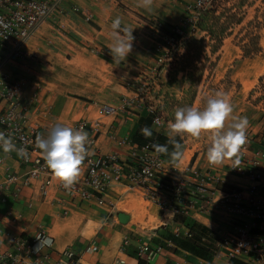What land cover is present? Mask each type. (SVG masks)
<instances>
[{
  "label": "crops",
  "instance_id": "0c3cea01",
  "mask_svg": "<svg viewBox=\"0 0 264 264\" xmlns=\"http://www.w3.org/2000/svg\"><path fill=\"white\" fill-rule=\"evenodd\" d=\"M139 3L140 0H62L65 14L43 23L27 40L25 50L29 56L14 57L10 47L0 50V76L5 74L12 81L31 76L27 92L39 86L41 102L52 105L50 119L63 124L87 120L86 132L89 137L96 136L92 151L103 155L119 152L121 158H126L129 148L119 145V142L142 133L145 124L140 119L148 115L146 104L138 102L137 93L130 86L132 71H144L139 68L136 56L156 45L150 35L155 29L148 19L176 26L182 24L185 16L194 10L193 0H152L150 8L140 7ZM73 6H78L79 11L73 12ZM88 16L90 19H87ZM116 17L121 18L122 27L133 29L135 37L132 52L120 63L113 60L109 50L113 31L111 23ZM157 73L159 79L169 77L172 69L163 66ZM180 75L181 72L179 78ZM132 100L131 107L120 109L116 114L99 113L102 104L120 108ZM4 106L0 96V111ZM39 110L34 109L35 118L40 116ZM152 128L168 138L164 130ZM183 155L185 157V153ZM200 159L193 160L203 168L207 159ZM227 163L229 161L220 165L224 171L228 169ZM30 167L16 157L6 156L0 166V174L2 176L10 170L23 175ZM86 173L85 159L78 180L81 181ZM49 177H52L53 183L44 197L42 184ZM229 181L242 185L251 183L235 175H230ZM58 182L47 169L33 178L31 185L22 188L18 196L14 195L13 186L4 192L6 202L0 201V256L8 248V231L31 237L40 227L48 233L52 246L36 243L37 251H49L56 257L59 251L72 248L80 264H119L116 263L118 259H123L124 264H139L138 246L141 243L155 244L183 221H197L211 231L218 228L220 232H225L222 223L201 214L188 218L172 217L170 214L164 218L159 207L151 202L159 220L149 227L146 223L150 222V216L142 217V212L134 203V200L143 198L142 194L125 180L112 182L102 204L61 190ZM215 230L212 232L217 236L219 232ZM126 237L130 243L124 246ZM189 253L177 244L176 247H166L155 264H161L166 259L182 258ZM214 262L232 264L225 256L214 258Z\"/></svg>",
  "mask_w": 264,
  "mask_h": 264
},
{
  "label": "built area",
  "instance_id": "2783aa9c",
  "mask_svg": "<svg viewBox=\"0 0 264 264\" xmlns=\"http://www.w3.org/2000/svg\"><path fill=\"white\" fill-rule=\"evenodd\" d=\"M61 2L62 0H0V50L10 47L14 57L29 56L25 50L27 40L43 23L65 14ZM209 3L210 0L194 1V26L198 20L199 8ZM72 11L78 12V6H73ZM151 20L162 23L156 19ZM151 25L158 37L173 42V37L161 35L156 25ZM174 31L183 33L184 29L176 26ZM157 51L160 67L168 59L169 48L159 44ZM31 82V76L14 81L5 74L0 76V96L5 102L4 109L0 111V133L11 137L20 150L19 153H5L0 147V166L4 164L6 156L16 157L21 163L31 166L23 175L10 170H6L2 176L0 174L1 202H6V190H11L13 186V193L18 196L22 188L31 185L33 178L48 169L41 150L36 146V139L38 136L46 137L50 128L59 122L49 118L52 105L41 102L39 86L36 85L32 92H27ZM149 88V82L146 81L139 82L134 88L138 102L146 104L145 96ZM133 101H127L120 108L102 104L99 106V113L116 114L120 109L131 107ZM146 107L148 113H154L153 126L161 129L165 125L164 117L152 105L146 104ZM36 108H40V116L37 118L33 114ZM64 125L76 129L83 127L87 131L89 122L79 119ZM95 143L96 136H90L89 155L86 157L87 173L84 178L77 180L71 190H66L58 182L61 190L71 191L82 199H93L102 204L106 201L112 182L125 180L130 187L138 189L145 200L157 205L164 218L170 214L172 217L185 218L201 214L222 223L225 232L212 228V231L219 232V239L212 246L214 258L225 256L229 261L237 259L249 264H264V134L258 137L257 132L247 131V143L241 150L239 168L227 166L226 171L220 166L210 165L207 160L202 168L195 160H188L184 155L179 162L170 161L164 154H157L151 142L139 144L129 137L119 142V145L129 148L126 158H121L119 152L103 155L92 151ZM231 163L229 161L227 165ZM230 175L248 179L251 183H231ZM52 183V177L43 182L44 197ZM255 229L259 231L254 233ZM6 235L8 248L0 256V264H80L72 248L59 251L56 257L49 251H37L36 243L52 246L48 243V233L43 227L31 237L11 231ZM193 235L191 227L183 221L173 229L171 237L164 236L155 244L141 243L138 246V256L146 264H155L166 247H176L174 238L188 239ZM201 240L210 241L207 235ZM129 243L130 239L124 238L123 245L127 246ZM94 249L97 250V247ZM214 258L208 260L189 253L182 258L166 259L161 264H216ZM116 263L124 264L125 261L118 259Z\"/></svg>",
  "mask_w": 264,
  "mask_h": 264
},
{
  "label": "rangeland",
  "instance_id": "374dc122",
  "mask_svg": "<svg viewBox=\"0 0 264 264\" xmlns=\"http://www.w3.org/2000/svg\"><path fill=\"white\" fill-rule=\"evenodd\" d=\"M195 1V0H193ZM245 2L244 10L240 15L244 17V23L239 26H235L233 34L228 36L216 54L206 58L205 53H201L200 56L193 58V65L191 69L185 72H181L182 75L179 78L172 70V74L164 77H160L158 69V45H163L170 48V42L158 37V33L150 34L156 41V45L151 47L149 51L141 53V56L137 55V61L142 67L143 73L139 70L132 71L131 87L134 89L139 82H149V90L145 96L147 106L152 105L156 108L157 112L165 119V125L161 128L165 132L168 131L167 125L169 121L174 122L175 110L178 107L194 106L199 109H203L206 106L207 98L214 97L217 91L226 93L230 98V102L234 108L233 115L246 116L249 120V127L247 131L252 130L258 132V137L264 134V118H259L260 106L253 105L248 100L250 90L259 83V78H264V26L259 29L260 43L262 46V52L258 55L249 58L243 57L241 48L236 45L238 39L236 35L239 33L241 27L248 21L255 18L258 15L259 19L264 23V0H232V2ZM191 2V1H189ZM196 12L191 10L186 16L180 26L184 29L186 34L191 35L194 27ZM220 15L218 11L215 15L216 18L210 14L207 17V22L215 21ZM224 19V17H223ZM198 36H202L203 33H198ZM209 49V48H208ZM207 49V51H208ZM209 52V51H208ZM211 61H215L216 66L211 73L212 64ZM173 69L179 67L178 61L172 58L167 61L165 66ZM177 76V77H176ZM162 80L166 82L163 83ZM170 81V84H168ZM133 84H135L133 86ZM165 85L164 87L162 85ZM262 88L256 93L260 95ZM195 96V97H194ZM230 122V121H229ZM181 140V151L185 153L186 159H196L200 157V160L206 158V149L209 145L207 134H202L199 139L193 138L188 135L177 136ZM168 158L171 159L170 153ZM134 203L138 207L142 217L145 215L150 216V222L146 223L149 227L156 225L159 220L157 210L153 205L145 201L142 197L138 200H134ZM219 235L216 236V239Z\"/></svg>",
  "mask_w": 264,
  "mask_h": 264
},
{
  "label": "clouds",
  "instance_id": "9594fccd",
  "mask_svg": "<svg viewBox=\"0 0 264 264\" xmlns=\"http://www.w3.org/2000/svg\"><path fill=\"white\" fill-rule=\"evenodd\" d=\"M152 0H140L139 6L150 8ZM112 43L110 54L117 63L125 61L133 50V29L122 27V20L116 17L111 23ZM234 108L226 93L217 91L214 97L207 98L206 106L201 110L194 106L178 107L174 122L169 121L167 135L173 145L171 159L179 162L183 159L182 145L177 136L188 135L199 139L207 134L209 145L206 149L207 162L212 166L227 165L239 168L240 155L247 143L249 120L246 116L233 115ZM230 121V122H229ZM145 137L152 135L150 128L141 129ZM89 134L83 127L76 129L61 123L54 124L48 135L38 136L36 146L41 150L46 167L66 190H71L81 175L82 165L89 155ZM0 147L5 153L18 150L11 137L0 133ZM157 154H168L167 145L153 144ZM51 243V241H48Z\"/></svg>",
  "mask_w": 264,
  "mask_h": 264
},
{
  "label": "trees",
  "instance_id": "16d2710c",
  "mask_svg": "<svg viewBox=\"0 0 264 264\" xmlns=\"http://www.w3.org/2000/svg\"><path fill=\"white\" fill-rule=\"evenodd\" d=\"M245 2H232V0H210V3L202 8H199L198 20L192 29V34L188 35L184 31L183 33L175 32L176 26L169 25L164 22L156 23L155 21L148 19L150 24L156 25L157 29L162 33L163 36L173 37V42L170 43L169 54L167 61L174 58L178 61L179 67H174L173 72L179 74L180 72H185L191 69L193 65V58L200 56L201 53H205L206 58L209 59L210 56L216 55L221 49L224 40L233 34L235 26L242 25L244 23V17L240 15L244 10ZM220 11V15L217 20L213 22H207V17L212 14L214 18L216 13ZM224 17V19H223ZM264 26V23L259 19L258 15L255 18L248 21L243 25L236 35V45H238L243 53V57L252 58L262 52V46L260 43L259 29ZM203 33L202 36H198V33ZM163 39V38H161ZM209 48V49H208ZM208 49V51H207ZM218 56L216 55V59ZM166 62L161 64V69L165 66ZM212 70L214 71L216 63L211 61ZM172 72V73H173ZM177 77V76H176ZM170 84V81H168ZM262 88L260 95L256 93ZM195 97V96H194ZM248 100L255 106H260L259 118H264V78H259V83L255 85L249 92ZM154 113L149 112L146 117H141L140 121H143L145 127L152 130V135L150 137H145L142 133H136L132 140L138 142L139 144H144L151 142L153 144L167 145L168 153L171 154L174 151V147L169 143V138L159 134L152 128L153 126ZM144 127V128H145ZM176 140L181 143V140L176 138ZM153 148V147H152ZM166 159L168 154H164ZM168 160L171 161L170 158ZM193 230L194 235L192 238H174L176 244L181 248L189 251L192 255L197 257H202L208 260H213L214 251L212 249L213 242H216V235L205 225L198 223L197 221L188 222L185 221ZM257 233L259 230H253ZM207 235L210 239L209 242H202V237ZM168 237L171 234L166 235ZM232 264H249L241 260L232 259L230 260ZM139 264H146L143 259L140 258Z\"/></svg>",
  "mask_w": 264,
  "mask_h": 264
}]
</instances>
